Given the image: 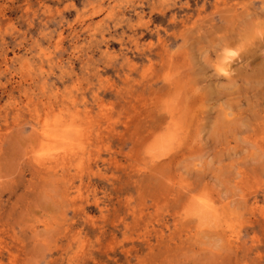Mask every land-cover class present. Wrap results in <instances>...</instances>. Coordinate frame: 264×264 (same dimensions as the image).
Returning a JSON list of instances; mask_svg holds the SVG:
<instances>
[{
	"label": "rangeland",
	"instance_id": "1",
	"mask_svg": "<svg viewBox=\"0 0 264 264\" xmlns=\"http://www.w3.org/2000/svg\"><path fill=\"white\" fill-rule=\"evenodd\" d=\"M0 264H264V0H0Z\"/></svg>",
	"mask_w": 264,
	"mask_h": 264
},
{
	"label": "bare ground",
	"instance_id": "2",
	"mask_svg": "<svg viewBox=\"0 0 264 264\" xmlns=\"http://www.w3.org/2000/svg\"><path fill=\"white\" fill-rule=\"evenodd\" d=\"M228 70V69H227ZM225 72H227L225 69H224ZM221 85V84H220ZM164 114V113H163ZM230 123V122H229ZM231 124V123H230ZM66 129V128H65ZM64 128L61 129L60 126H56L54 125L53 128L50 130V129H45L43 131H46L47 135L44 136V138H46L47 140H52L54 142H57V143H63V144H66L68 143V141L72 140V137H67L64 134ZM34 130V129H33ZM51 131V132H50ZM33 133V132H32ZM35 134V133H34ZM37 138V137H36ZM38 139V138H37ZM37 142V141H36ZM39 143V142H38ZM59 154V153H58ZM55 166V165H54Z\"/></svg>",
	"mask_w": 264,
	"mask_h": 264
},
{
	"label": "snow or ice",
	"instance_id": "3",
	"mask_svg": "<svg viewBox=\"0 0 264 264\" xmlns=\"http://www.w3.org/2000/svg\"><path fill=\"white\" fill-rule=\"evenodd\" d=\"M236 55V52L235 51H231V50H227L225 51V56L230 58V57H234ZM219 71L221 72V74L227 76L228 73L224 71L223 67H221L219 69ZM48 121H45V124H47ZM41 136H45L47 135L46 131H41L40 133ZM34 157L37 159V160H43V159H47V158H51V154L47 151H45L43 149V147L41 146V148L39 150H36L34 153H33Z\"/></svg>",
	"mask_w": 264,
	"mask_h": 264
}]
</instances>
